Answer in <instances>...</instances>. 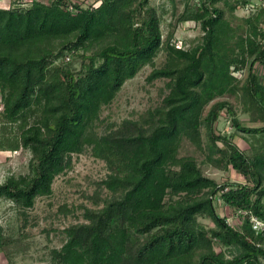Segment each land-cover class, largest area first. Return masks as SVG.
I'll return each mask as SVG.
<instances>
[{
  "label": "trees",
  "instance_id": "trees-1",
  "mask_svg": "<svg viewBox=\"0 0 264 264\" xmlns=\"http://www.w3.org/2000/svg\"><path fill=\"white\" fill-rule=\"evenodd\" d=\"M95 1L0 6V151L31 155L27 173L0 182V200L23 214L88 151L107 169L89 195L95 207L60 230L47 264H264V228L250 222H264V6L233 25L250 0H170L176 18L163 37L150 0ZM187 22L202 32L190 47L174 37ZM160 52L163 64L146 77L164 81L160 104L102 125V108ZM222 97L234 98L246 119ZM222 114L234 134L216 131ZM237 133L252 138L247 148ZM183 139L241 180L206 176L193 156L179 155ZM25 236L6 235L0 224L8 264L25 250Z\"/></svg>",
  "mask_w": 264,
  "mask_h": 264
},
{
  "label": "rangeland",
  "instance_id": "rangeland-1",
  "mask_svg": "<svg viewBox=\"0 0 264 264\" xmlns=\"http://www.w3.org/2000/svg\"><path fill=\"white\" fill-rule=\"evenodd\" d=\"M46 1V0H41ZM84 3H95V0H80ZM175 3V1H174ZM150 4L157 8L161 17V32L165 37L170 30V23L175 21V8L170 0H150ZM264 4V2H263ZM264 6V5H262ZM182 9L178 5V11ZM177 13V12H176ZM251 13V12H250ZM236 9L234 17H231L233 25L239 23L244 15H249ZM202 32L193 22L179 24L174 32V37L182 41L186 47L193 46L201 41ZM164 53L160 52L154 59L152 65L143 67L132 79L125 81L117 93L113 102L104 106L100 118L103 124L109 122H120L124 118L136 119L145 113L147 109L160 104L165 92L164 81L161 79L148 82L146 77L153 68L160 67L164 62ZM261 70V67L258 66ZM257 67V68H258ZM258 68V69H259ZM238 74V73H236ZM228 100L234 105L235 114L239 119H246V114L241 110L239 103L230 97L218 98ZM208 109V106L205 110ZM216 131L224 134H234L230 118L222 114L216 122ZM249 135L237 133L233 140L236 144L245 149L251 141ZM179 155L193 156L201 167L202 172L213 178L217 183L224 181H240L241 179L233 169L222 170L213 167L205 159V151L198 149L186 139H183L179 148ZM30 153L27 150L19 152L0 151V182L7 175H19L28 172V161ZM72 167L66 172L59 174L52 185V194L47 197H38L32 208L26 209L23 214L9 200H0V224L6 235L17 236L19 232H25L22 240L25 250L19 252L14 259V264H47L42 258H46L52 248H59L63 242V235L60 230L69 224L82 221L83 207H95L89 198L95 185L94 182L104 177L107 169L103 161L93 157L88 151L74 155ZM66 205L73 210L66 215L58 211L59 207ZM219 215H230L228 207H218ZM201 222L211 225L208 218H200ZM218 250L219 248L215 246ZM226 255L231 253L226 251ZM8 264L4 254L0 251V264Z\"/></svg>",
  "mask_w": 264,
  "mask_h": 264
},
{
  "label": "built area",
  "instance_id": "built-area-1",
  "mask_svg": "<svg viewBox=\"0 0 264 264\" xmlns=\"http://www.w3.org/2000/svg\"><path fill=\"white\" fill-rule=\"evenodd\" d=\"M26 2H29L31 0H25ZM264 0H250L248 3L245 4L244 7H241V10L245 13H252L254 12L257 8L261 7L263 4ZM98 4V3H97ZM2 108V103L0 101V109ZM239 215L245 214L243 211H238ZM228 221H230V218H228ZM250 222L253 230H262L264 228V222L260 220L259 218L255 216H250Z\"/></svg>",
  "mask_w": 264,
  "mask_h": 264
},
{
  "label": "crops",
  "instance_id": "crops-1",
  "mask_svg": "<svg viewBox=\"0 0 264 264\" xmlns=\"http://www.w3.org/2000/svg\"><path fill=\"white\" fill-rule=\"evenodd\" d=\"M14 0H0V6H6L12 3ZM7 262V261H6ZM4 264V263H2Z\"/></svg>",
  "mask_w": 264,
  "mask_h": 264
}]
</instances>
